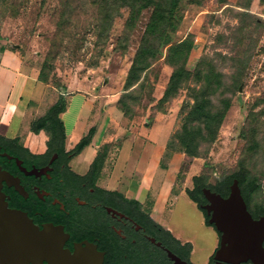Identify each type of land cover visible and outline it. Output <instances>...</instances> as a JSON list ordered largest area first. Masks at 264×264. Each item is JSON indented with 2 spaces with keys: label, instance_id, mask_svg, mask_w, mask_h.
<instances>
[{
  "label": "rangeland",
  "instance_id": "obj_1",
  "mask_svg": "<svg viewBox=\"0 0 264 264\" xmlns=\"http://www.w3.org/2000/svg\"><path fill=\"white\" fill-rule=\"evenodd\" d=\"M216 1L203 0L198 14H187L189 4L186 0L182 3V28L187 26V32L197 17L206 14L200 19V29L194 37L186 67L193 72L198 65L202 68L211 65L216 72H220L222 90L230 98V106L208 153L195 159L185 155L178 179L183 185L192 186L193 175L203 174L207 182L213 184L235 171L238 162L244 160L250 173L259 177L261 183L254 202L264 204V9L256 6L253 1L250 11L258 15L261 21L245 27L246 22L239 15L241 8L238 4L241 0H227L226 5L213 10ZM65 2L66 0H0V41L28 57L29 64L39 71L44 60L50 61V67L44 70L46 82H39L34 94L35 117L40 116L62 94L67 109L62 121L68 123V120H72L75 123L76 112L84 113L81 125L74 130V138L85 134L86 125H102L103 144H109V163L96 183L107 188H118L110 184V169L123 142L129 139L132 150L141 149L157 118L161 124L155 126V130L161 132L165 127L163 138L167 144L180 129L192 98L185 88L168 102L159 103L172 72V68L165 63L163 50L162 55L146 72L140 99L136 103L130 101L131 116H125L116 105L122 92L121 73L124 68L121 64L116 67L110 65L122 20L115 23L109 44L100 53V49L94 45L95 35L90 28L92 9L87 5L88 0H70L75 8L69 25L61 29L58 23ZM80 5L87 6L82 8ZM182 28L174 34L173 41H179L186 35ZM234 57L241 60L248 58L241 71L237 70L232 59ZM236 83L238 84L234 89ZM190 84L195 85V79ZM231 91L233 92L230 93ZM24 119L26 130L22 134L27 132L30 115L24 114ZM251 122L259 125V146L255 149L251 148L248 132ZM46 139L47 134L44 132L39 135L28 134L23 143L39 150ZM100 139L101 131L86 151L70 160L72 171L79 174L87 172L91 155ZM70 141L66 138L68 146ZM200 150L202 153L204 145ZM164 161L167 163L169 158L164 156ZM191 210L193 218L189 223L184 220L181 212L175 214L173 223L176 227L190 230L192 225L194 229L201 225L202 212L194 208ZM199 238L198 256L204 260L214 241L209 243L208 234L202 230Z\"/></svg>",
  "mask_w": 264,
  "mask_h": 264
},
{
  "label": "trees",
  "instance_id": "obj_2",
  "mask_svg": "<svg viewBox=\"0 0 264 264\" xmlns=\"http://www.w3.org/2000/svg\"><path fill=\"white\" fill-rule=\"evenodd\" d=\"M184 0H88L87 5L92 9V22L90 28L94 32V45L102 53L109 44L115 23L122 20V28L115 38L112 49L110 65L113 67L123 65L121 95L116 101V105L123 111L125 116L132 114L130 101L137 102L143 87V79L152 64L162 55L165 50V63L172 68L171 75L165 86L159 103H166L176 97L183 89H188L192 98V103L184 116L180 129L175 133L173 140L166 144L164 156L169 158L175 151L184 153L188 157L195 159L208 153L209 147L214 143L219 128L224 120L225 114L230 106V98L224 95L222 90V74L216 72L213 66L202 68L200 65L195 71H190L186 67L188 57L193 48V40L200 29V19L202 14L191 25L186 35L179 41H173V36L179 28L182 19V3ZM254 0H241L238 7L240 17L245 20V27L252 23H259L261 18L250 11ZM264 2V0H260ZM187 4L202 5L203 0H186ZM227 4V0H217L215 8L218 10ZM87 5H80L82 8ZM84 7V8H85ZM70 0H66L61 19L58 23L59 28L64 29L69 25L71 14L74 11ZM240 31H243L241 29ZM249 57V56H248ZM237 70L245 68L248 58L241 60L239 57L232 58ZM50 61L44 60L39 71L38 81L46 82L44 70L50 67ZM195 79L196 84L190 82ZM240 82V80H239ZM234 85V89L237 87ZM231 91L230 93H232ZM215 97V98H214ZM66 110V101L62 94H59L54 101L43 110V113L35 118L30 125L33 135L44 132L47 139L43 145L48 148L65 149V129L60 118V114ZM258 128L255 122L249 126V138L251 148L259 146L257 140ZM97 130L96 126L89 128L87 133L69 150L66 161L69 162L73 157L79 155L83 148L91 142ZM246 136V135H245ZM204 150L201 153V146ZM0 152L22 159L25 165L38 164L42 154L18 138H8L0 134ZM109 144H103L97 151L94 159L89 164L88 170L84 175L76 174L69 169V174L76 178L89 179L91 183H96L103 174V167L107 161ZM164 156L161 165L165 166ZM0 166L9 171L12 175L17 174L18 169L14 162H10L6 156L0 155ZM234 179L238 180V185L243 196L248 211L253 218H257L264 213V204L254 202L255 194L260 190L261 183L259 177L250 173L246 162L240 160L238 167L215 183L207 182L203 174L192 177V186L186 188L185 192L197 208L202 212L204 222L207 226L213 227L208 223V217L201 205L205 202L202 189L209 188L211 191L226 197L229 193V186ZM110 194L123 200L130 211H135L140 215L150 216L158 226V216L154 212L144 209L143 205L136 199H128L120 191L110 192ZM166 232V228L160 226ZM214 228V227H213ZM215 230V228H214ZM216 231V230H215ZM217 232V231H216ZM218 236L220 235L217 232ZM264 245V242H263ZM187 253L190 252L191 244L186 243ZM212 260V257L210 258Z\"/></svg>",
  "mask_w": 264,
  "mask_h": 264
},
{
  "label": "flooded vegetation",
  "instance_id": "obj_3",
  "mask_svg": "<svg viewBox=\"0 0 264 264\" xmlns=\"http://www.w3.org/2000/svg\"><path fill=\"white\" fill-rule=\"evenodd\" d=\"M69 149L43 145L38 164L27 167L17 158L24 170L17 166L16 157L8 158L17 166L14 176L22 188L20 193L3 184L8 207L26 213L39 229L61 230L62 249L75 256L77 264H196L190 259L191 249L187 253V242L163 230L152 217L130 211L123 200L110 194L116 190L69 174ZM218 246L206 264H232L213 258ZM27 264L58 263L51 256H37Z\"/></svg>",
  "mask_w": 264,
  "mask_h": 264
},
{
  "label": "crops",
  "instance_id": "obj_4",
  "mask_svg": "<svg viewBox=\"0 0 264 264\" xmlns=\"http://www.w3.org/2000/svg\"><path fill=\"white\" fill-rule=\"evenodd\" d=\"M254 2L256 6L264 9V2L260 0H254ZM186 13L198 14L200 13V7L191 4ZM183 23L184 19L176 32L182 28ZM187 28V26L182 28L183 34H186ZM28 61V57L26 58L24 55H21L17 49L8 47L0 41V134L8 138H18L22 143L27 140L28 134H32L30 125L37 118L35 117L33 106L35 100L34 94L39 84V70L35 66L30 65ZM66 110L60 114L61 120ZM26 113L30 115L29 127L27 128V132L22 134L24 129L26 130V125H24V114L26 115ZM76 115L75 123L72 120H68V123L62 121L65 136L71 140V144L68 146L65 139V146L67 148H72L87 133L90 127L96 126L95 135L89 145L83 148L82 153L92 145L97 133L101 131L100 143L95 146L89 161L90 164L98 149L103 145L102 137L104 130L102 125L89 124L86 125L87 129L84 135H78V137L74 138V130L83 121L84 113L78 111ZM158 124H161V122L156 118L151 125L150 135L141 149L132 150V142L129 139L123 142L124 144L120 148L118 156L110 169V184L118 188H108L122 192L128 199L138 200L144 209L157 214L158 222L162 227L166 228L179 241L191 244V261L196 264H206L219 243V236L213 227L205 224L203 214H201V225L197 228L195 227V229L193 225L190 230L183 227L178 228L173 223L175 214L180 212L183 214L184 220L189 223L191 218H193L191 208H198L185 192V189L191 186L183 185L180 179H178L181 172V161L184 159L185 154L173 152L169 157V161L165 163V166L161 165L166 139L163 138L165 132L164 126L161 132L155 130V126ZM108 158L109 153L103 171H105L109 163ZM201 230L208 234L209 243L214 241L212 248L204 260H201L198 256Z\"/></svg>",
  "mask_w": 264,
  "mask_h": 264
},
{
  "label": "water",
  "instance_id": "obj_5",
  "mask_svg": "<svg viewBox=\"0 0 264 264\" xmlns=\"http://www.w3.org/2000/svg\"><path fill=\"white\" fill-rule=\"evenodd\" d=\"M0 155L11 158L6 153ZM15 162L24 170L20 160L15 158ZM3 184L14 186L22 193L19 179L0 166V264H27L37 256H51L58 264H77L75 256L62 249L61 230L48 226L39 229L26 213L8 207L1 191ZM202 193L207 203L201 207L208 223L220 234L213 258L232 264L247 261L264 264V213L252 217L238 180L232 181L226 197L206 187Z\"/></svg>",
  "mask_w": 264,
  "mask_h": 264
}]
</instances>
